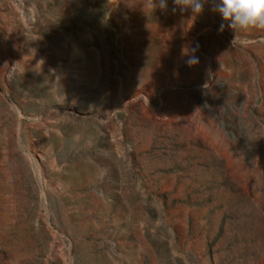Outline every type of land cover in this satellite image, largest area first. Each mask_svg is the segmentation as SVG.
Instances as JSON below:
<instances>
[{"label": "rangeland", "instance_id": "rangeland-1", "mask_svg": "<svg viewBox=\"0 0 264 264\" xmlns=\"http://www.w3.org/2000/svg\"><path fill=\"white\" fill-rule=\"evenodd\" d=\"M166 2L0 0V264H264V29Z\"/></svg>", "mask_w": 264, "mask_h": 264}, {"label": "clouds", "instance_id": "clouds-1", "mask_svg": "<svg viewBox=\"0 0 264 264\" xmlns=\"http://www.w3.org/2000/svg\"><path fill=\"white\" fill-rule=\"evenodd\" d=\"M210 0H174V3L181 11L191 9L194 15L202 14L205 4ZM213 11L219 13L223 20L228 22V27L233 30L250 28L264 29V0H211ZM153 6L157 7L153 0ZM163 10H167L166 0H160L158 5ZM176 9L174 8L173 11ZM225 25L221 23L219 31H223ZM199 45L182 51V56H187L185 63L189 67L199 64L196 51Z\"/></svg>", "mask_w": 264, "mask_h": 264}]
</instances>
